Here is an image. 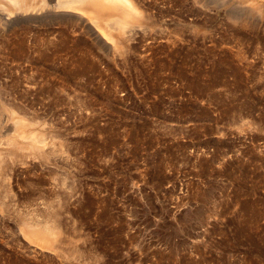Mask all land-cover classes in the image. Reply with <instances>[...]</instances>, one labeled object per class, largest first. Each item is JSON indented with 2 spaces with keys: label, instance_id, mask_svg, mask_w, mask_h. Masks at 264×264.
<instances>
[{
  "label": "rangeland",
  "instance_id": "374dc122",
  "mask_svg": "<svg viewBox=\"0 0 264 264\" xmlns=\"http://www.w3.org/2000/svg\"><path fill=\"white\" fill-rule=\"evenodd\" d=\"M137 1L114 58L0 18V264H264V0Z\"/></svg>",
  "mask_w": 264,
  "mask_h": 264
},
{
  "label": "bare ground",
  "instance_id": "6f19581e",
  "mask_svg": "<svg viewBox=\"0 0 264 264\" xmlns=\"http://www.w3.org/2000/svg\"><path fill=\"white\" fill-rule=\"evenodd\" d=\"M4 1L7 5L2 4ZM2 9L5 10L2 12ZM149 15L137 0H0V18L11 25H66L86 37L90 47H95L104 58H114L126 41L131 42L134 34L141 29L147 31L151 26L148 25ZM27 122V118L17 117L18 134L28 135L33 143L43 142V137H40L43 133L38 135L32 132L34 129L29 131ZM42 220H23L26 235L41 246L54 249L60 241L61 229L55 218L48 216Z\"/></svg>",
  "mask_w": 264,
  "mask_h": 264
}]
</instances>
